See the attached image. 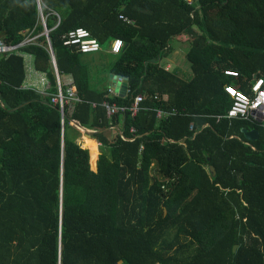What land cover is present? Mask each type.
I'll return each mask as SVG.
<instances>
[{
	"label": "trees",
	"instance_id": "1",
	"mask_svg": "<svg viewBox=\"0 0 264 264\" xmlns=\"http://www.w3.org/2000/svg\"><path fill=\"white\" fill-rule=\"evenodd\" d=\"M41 3L59 74L82 103L61 112L23 89L30 54L57 93L46 36L0 56V264H264V128L216 119L232 105L226 85L249 94L264 77V0ZM79 27L102 46L123 40L107 72L126 79L127 97L110 95L91 79L94 60L64 46ZM43 32L37 0H0L1 41ZM185 35L190 74L163 63ZM138 95L136 116L108 117L102 106H131ZM158 110L174 113L159 119ZM122 116L125 138L113 129ZM71 121L91 139L79 143Z\"/></svg>",
	"mask_w": 264,
	"mask_h": 264
},
{
	"label": "built area",
	"instance_id": "2",
	"mask_svg": "<svg viewBox=\"0 0 264 264\" xmlns=\"http://www.w3.org/2000/svg\"><path fill=\"white\" fill-rule=\"evenodd\" d=\"M38 1V11L41 19V23L44 27V32L41 35L31 36L25 35V38L14 45H8L4 41L0 40V56L9 55V54H22V50L25 47L36 45L37 40L41 36H46L47 41L49 43V52L52 59V64L55 69L56 79H57V93L55 95H49L48 90L50 88L49 80L44 73H35L37 75V79L33 83H28L23 86L25 90L34 91L40 95L48 96L51 98V102L53 105L58 106L60 111L62 112L64 108L69 105L82 103V100L77 96V93L72 85V80L69 82H64L61 78L58 67L57 60L55 56L54 49L52 50V45L50 42L49 33L51 30L47 27V16L44 14L43 5L41 0ZM58 17V22L55 26L57 28L61 23V17L59 14L55 13ZM120 20L128 25H133L134 23L127 19L124 16L120 17ZM54 28V29H55ZM64 46L67 48H72L76 50L80 54H96L102 51L103 46L100 44L97 38L91 35V33L85 28H76L70 31L64 37ZM124 47L123 40L115 39L110 42L109 53L112 55H119ZM27 56V55H26ZM25 56V57H26ZM225 75L229 77H238L239 73L234 70H226ZM117 82L119 85L126 83V79L124 77L118 76ZM110 95H118L115 90H109ZM225 92L231 97L232 105L228 110L226 115H218L216 117L217 121L220 122L224 119L234 120H247L254 124L260 123L264 128V77L263 78H254L253 84L250 88V93L247 94L236 89L233 86L226 85ZM129 89L127 85V94H129ZM143 102V97L138 95L135 97L134 102L131 106H121L116 103H110L105 101L102 103V106L106 109L108 117H114L119 114H125L130 112L132 116H136L140 110V103ZM91 107H96L95 104H91ZM174 112H166L163 110H158L157 116L159 119L164 118L168 115H172ZM190 130L195 131V124L190 125ZM131 133L135 134L136 129L134 127L130 130ZM124 137V132H120ZM125 138V137H124Z\"/></svg>",
	"mask_w": 264,
	"mask_h": 264
},
{
	"label": "rangeland",
	"instance_id": "3",
	"mask_svg": "<svg viewBox=\"0 0 264 264\" xmlns=\"http://www.w3.org/2000/svg\"><path fill=\"white\" fill-rule=\"evenodd\" d=\"M190 45H192V41H190L189 36H181L174 40L172 42V50L168 53L167 57H170L169 60L173 61L174 64H179L186 72L189 74L192 73V62L186 57V54L190 48ZM109 47L110 42H106L103 45V49L98 54V58H94V56H91V54H87L84 58L92 59L94 58V62L91 64V79L94 80V82L98 83L100 82L101 74L108 73L107 71L112 65L113 57L109 54ZM30 60V58L28 59ZM168 61L166 58L163 59V63ZM32 62V60L29 62V64ZM27 63V61H26ZM34 74V73H33ZM37 77V75L35 76ZM84 137L81 136L78 140L79 143L82 145L84 144ZM101 153V151H99ZM99 153V154H100ZM100 158V155L98 159L96 160V170H97V162Z\"/></svg>",
	"mask_w": 264,
	"mask_h": 264
},
{
	"label": "crops",
	"instance_id": "4",
	"mask_svg": "<svg viewBox=\"0 0 264 264\" xmlns=\"http://www.w3.org/2000/svg\"><path fill=\"white\" fill-rule=\"evenodd\" d=\"M98 54L99 53H96V54H91V56H94V58L96 59V58H98ZM30 58V60H28ZM94 58H92L90 61L92 62V60H94ZM169 58L170 57H166V59L168 60L167 61V64H166V68L167 69H173L174 68V66H180L178 63L177 64H174V62L173 61H171V60H169ZM25 60L27 61V70H26V72H27V78H26V84H28V83H33V82H35V80L37 79V77H35L36 75H34L33 73L35 72H37V73H39L40 74V72H38V71H36V69H34L33 68V63H34V57L32 56V55H30V54H28L26 57H25ZM32 60V62L29 64V62ZM181 67V66H180ZM182 68V67H181ZM112 73H103V74H101L102 76H101V78L102 79H104V84H105V86H106V88H113V87H111V83H110V80H109V76L111 75ZM256 78V77H255ZM71 78L69 77V76H64L63 77V80H64V82H69V80H70ZM24 83V84H25ZM115 88H113L112 90H114ZM124 119V116H122L121 117V120H123ZM113 129H115V132H123V129H124V120L122 121V123L119 125V126H117V127H114ZM91 139V138H90ZM92 144H94V145H97L98 146V151H101V143H99V142H97L95 139H92ZM100 153V152H99ZM101 154V153H100ZM99 154V155H100Z\"/></svg>",
	"mask_w": 264,
	"mask_h": 264
},
{
	"label": "water",
	"instance_id": "5",
	"mask_svg": "<svg viewBox=\"0 0 264 264\" xmlns=\"http://www.w3.org/2000/svg\"><path fill=\"white\" fill-rule=\"evenodd\" d=\"M52 50H53V47H52ZM117 79H118V75H116V74L112 73L109 76L110 83L112 84L111 87L115 88L114 90L116 91V93H118V95H120L122 97H127L128 96V94H127V83L119 85L117 82ZM113 88H110V89H113ZM70 124L75 125L78 128H80V130L84 133V136H86L88 138H90V136H89L90 133H94L90 130H87L84 127H81L77 121H71ZM245 134H246V137L252 141L257 140L259 138V132L257 130H251V131L245 130ZM97 169H98V162H97ZM211 170L213 172V175L215 176L216 175L215 169L213 167H211ZM237 248H238V246L236 245L234 247V252H236Z\"/></svg>",
	"mask_w": 264,
	"mask_h": 264
}]
</instances>
